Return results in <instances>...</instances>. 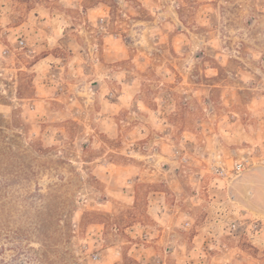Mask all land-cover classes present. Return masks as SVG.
I'll return each instance as SVG.
<instances>
[{
  "label": "rangeland",
  "instance_id": "1",
  "mask_svg": "<svg viewBox=\"0 0 264 264\" xmlns=\"http://www.w3.org/2000/svg\"><path fill=\"white\" fill-rule=\"evenodd\" d=\"M0 264H264V0H0Z\"/></svg>",
  "mask_w": 264,
  "mask_h": 264
},
{
  "label": "built area",
  "instance_id": "2",
  "mask_svg": "<svg viewBox=\"0 0 264 264\" xmlns=\"http://www.w3.org/2000/svg\"><path fill=\"white\" fill-rule=\"evenodd\" d=\"M19 46L21 47V48H25L26 47V45H25V42L24 41H20L19 42ZM7 51V50H6ZM6 51H4L5 53H6ZM186 161V158H183V160H182V162H185ZM245 169V163H244V161H237L234 165H233V167H232V169H231V172L232 173H235V174H238V173H240L241 171H243ZM222 170V172H223V169H221ZM219 174H221V173H219ZM236 228H237V226H236V224H231L230 226H229V228H228V230H230V232H234L235 230H236Z\"/></svg>",
  "mask_w": 264,
  "mask_h": 264
},
{
  "label": "crops",
  "instance_id": "3",
  "mask_svg": "<svg viewBox=\"0 0 264 264\" xmlns=\"http://www.w3.org/2000/svg\"><path fill=\"white\" fill-rule=\"evenodd\" d=\"M105 18H103V17H101L100 18V20L99 21H103ZM63 31V30H62ZM63 37H66V35H64V32H63V35H62ZM162 223H164L163 225H164V228H167L168 227V223H165V222H162ZM157 243H159V241H155V242H153V246H150V247H146L145 248V251H148L149 249H156L155 248V244H157Z\"/></svg>",
  "mask_w": 264,
  "mask_h": 264
}]
</instances>
